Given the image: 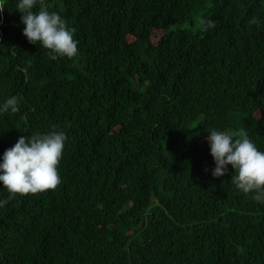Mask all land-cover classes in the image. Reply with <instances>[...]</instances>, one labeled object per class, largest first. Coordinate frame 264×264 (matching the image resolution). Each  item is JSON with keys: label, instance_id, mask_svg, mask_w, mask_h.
Listing matches in <instances>:
<instances>
[{"label": "trees", "instance_id": "1", "mask_svg": "<svg viewBox=\"0 0 264 264\" xmlns=\"http://www.w3.org/2000/svg\"><path fill=\"white\" fill-rule=\"evenodd\" d=\"M15 6L0 0V103L19 101L0 157L67 141L61 183L0 208V264H264V205L231 165L212 176L206 139L243 130L264 151V0H38L79 41L55 61Z\"/></svg>", "mask_w": 264, "mask_h": 264}, {"label": "clouds", "instance_id": "2", "mask_svg": "<svg viewBox=\"0 0 264 264\" xmlns=\"http://www.w3.org/2000/svg\"><path fill=\"white\" fill-rule=\"evenodd\" d=\"M37 3L38 0H16L15 9L22 13L23 35L29 43L49 50L50 60L75 57L79 41L74 37V30L66 26L57 12L43 6L36 9ZM201 23L205 24V21ZM213 26L214 22H206V27ZM18 111L16 96L0 103V114ZM206 131L215 164L211 169L212 176H224L231 165L234 169L231 184L235 189L250 194L254 202L264 205V151L257 147L246 131L232 132L216 127L207 128ZM66 141V133L53 128L22 136L4 151L0 157V182L10 195L0 199V208L5 207L15 194H36L55 189L61 183L58 165Z\"/></svg>", "mask_w": 264, "mask_h": 264}]
</instances>
